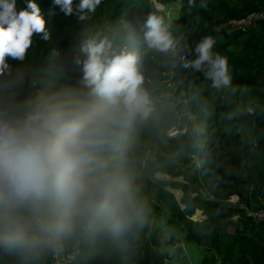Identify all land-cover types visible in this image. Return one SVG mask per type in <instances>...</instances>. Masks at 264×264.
<instances>
[{"label":"trees","instance_id":"trees-1","mask_svg":"<svg viewBox=\"0 0 264 264\" xmlns=\"http://www.w3.org/2000/svg\"><path fill=\"white\" fill-rule=\"evenodd\" d=\"M35 2L47 38L34 34L24 59H9L0 81L19 79L24 94L33 82L80 87L83 44L105 40L107 56L136 54L151 100L148 116L134 120L124 140L123 171L142 208L140 224L120 237L78 233L61 240L63 252L78 243L68 264H264V222L251 223V211L264 202V0H99L83 13L73 0L71 14L54 0ZM24 6L17 0L18 9ZM153 15L174 49L148 47L144 24ZM205 37L215 41L214 56L227 58V85L214 86L207 65L184 67ZM180 243L189 255L171 251ZM51 259L49 249L32 264ZM0 264L23 259L0 253Z\"/></svg>","mask_w":264,"mask_h":264},{"label":"clouds","instance_id":"clouds-1","mask_svg":"<svg viewBox=\"0 0 264 264\" xmlns=\"http://www.w3.org/2000/svg\"><path fill=\"white\" fill-rule=\"evenodd\" d=\"M99 0H80L81 13ZM66 14L73 0H54ZM83 19V16H81ZM144 39L168 52L175 41L162 18L149 16ZM45 19L35 0H0V75L8 60H23ZM205 37L185 68L201 70L214 86L227 85V58L213 55ZM105 40L89 39L82 51L80 87L49 82L0 81V253L32 264L42 253L78 233L120 237L142 218L132 183L123 171L124 140L132 122L146 118L151 100L143 89L137 56L105 55ZM79 64L80 61H77Z\"/></svg>","mask_w":264,"mask_h":264},{"label":"built area","instance_id":"built-area-1","mask_svg":"<svg viewBox=\"0 0 264 264\" xmlns=\"http://www.w3.org/2000/svg\"><path fill=\"white\" fill-rule=\"evenodd\" d=\"M247 112L252 113L253 111L251 108H247ZM262 222H264V202L260 207L251 211V223L259 224ZM51 250L52 259L49 264H68L77 255L78 243H74V245L68 252H63L60 246V242H58L55 247L51 248Z\"/></svg>","mask_w":264,"mask_h":264},{"label":"rangeland","instance_id":"rangeland-1","mask_svg":"<svg viewBox=\"0 0 264 264\" xmlns=\"http://www.w3.org/2000/svg\"><path fill=\"white\" fill-rule=\"evenodd\" d=\"M155 3H156V2H155ZM160 8H162V7H160ZM247 23H248V22H243L242 24H247ZM166 80H167L168 82L171 81V83H172L173 80H174L173 75L170 74L169 77H168ZM166 80H164V81L162 80V81L159 83V85H162ZM168 86H170V84H168ZM160 87H162V86H158V88H160ZM155 103L158 104L157 100H155ZM165 103H166V102H165ZM176 132H177V130H172V132H171L170 134L173 135V134H175ZM146 136H148V135H146ZM146 142H147V139H146ZM141 150L144 151V152H146V154H149V153H150V150H149V148L146 146V143L143 144ZM156 177H165V175L162 174V173H159V172H158V173L156 174ZM176 194L179 195L178 192H176ZM199 215H200V213H199V212H196L195 216H199ZM177 245H178V246H177ZM177 245L171 247V251H172V252H175L177 247H181V249L183 250V252H184L186 255H189V254H188V248H187L184 244L180 243V244H177Z\"/></svg>","mask_w":264,"mask_h":264},{"label":"water","instance_id":"water-1","mask_svg":"<svg viewBox=\"0 0 264 264\" xmlns=\"http://www.w3.org/2000/svg\"><path fill=\"white\" fill-rule=\"evenodd\" d=\"M245 234H246V235H248L249 233H248V232H246Z\"/></svg>","mask_w":264,"mask_h":264}]
</instances>
